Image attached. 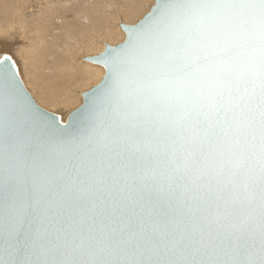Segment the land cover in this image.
<instances>
[{"label":"snow or ice","instance_id":"snow-or-ice-1","mask_svg":"<svg viewBox=\"0 0 264 264\" xmlns=\"http://www.w3.org/2000/svg\"><path fill=\"white\" fill-rule=\"evenodd\" d=\"M68 127L0 59V264H264V0H161Z\"/></svg>","mask_w":264,"mask_h":264},{"label":"bare ground","instance_id":"bare-ground-1","mask_svg":"<svg viewBox=\"0 0 264 264\" xmlns=\"http://www.w3.org/2000/svg\"><path fill=\"white\" fill-rule=\"evenodd\" d=\"M154 3L0 0V57L11 56L36 103L61 114L65 122L105 74L85 58L122 43L126 34L121 25H135Z\"/></svg>","mask_w":264,"mask_h":264},{"label":"water","instance_id":"water-1","mask_svg":"<svg viewBox=\"0 0 264 264\" xmlns=\"http://www.w3.org/2000/svg\"><path fill=\"white\" fill-rule=\"evenodd\" d=\"M160 2H161V0H155L154 5L150 8L148 13H146L144 15V17L141 20H139L135 25H126V24L121 25L122 30L126 34L125 40L122 43L115 45V46L106 45L105 50L100 55L85 58L86 61H89V62L94 63L96 65L102 66L105 69V74H104L103 78L101 79V81L97 85H95L94 87H92V89L88 90L87 92H85L83 94V100H82L81 105L69 113L65 122L62 121V117L60 115L51 113V112L43 109L42 107H40L36 103V101L33 99L31 94L26 90V88H25V86L21 80V77L19 75L18 68L16 65L15 71L18 72V75L16 76V81L18 83L20 96H21V99L23 101L25 118L31 119L34 117L42 125H58L60 127H68V126L72 125L75 122V118L77 117V115L82 113L83 109L89 104L90 100L94 97V95L97 94V89L108 78L110 69H109L108 65L105 63V60L102 59L103 54L108 49L120 50L121 48H123L126 44V41L129 39V31L128 30L134 29L137 26H139L142 22H144L146 20V18L149 16V14L154 11L156 5ZM4 56H6V55H4ZM4 56L0 57V59H2ZM7 56H9V55H7Z\"/></svg>","mask_w":264,"mask_h":264},{"label":"rangeland","instance_id":"rangeland-1","mask_svg":"<svg viewBox=\"0 0 264 264\" xmlns=\"http://www.w3.org/2000/svg\"><path fill=\"white\" fill-rule=\"evenodd\" d=\"M20 77H21V80H22V82H23V84H24V86H25V88L27 87L29 90H27V88H26V90L31 94L32 92H31V90H30V88L27 86V84H26V82H24L25 80H24V78L20 75ZM31 96L33 97V99L36 101V99H35V97L31 94ZM37 102V101H36ZM38 103V102H37ZM40 106V105H39ZM41 107V106H40ZM43 107V109H44V106H42ZM47 107V106H46ZM45 110H47V111H51V113H53L54 111H52L51 109H49V107H47ZM54 114H56V113H54ZM58 114V113H57ZM58 115H61V114H58ZM62 116V115H61Z\"/></svg>","mask_w":264,"mask_h":264}]
</instances>
